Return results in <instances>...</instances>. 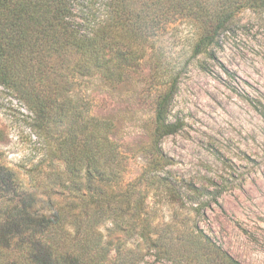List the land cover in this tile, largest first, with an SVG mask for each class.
<instances>
[{"label": "rangeland", "instance_id": "obj_1", "mask_svg": "<svg viewBox=\"0 0 264 264\" xmlns=\"http://www.w3.org/2000/svg\"><path fill=\"white\" fill-rule=\"evenodd\" d=\"M235 1L238 7L216 43L193 56L201 30L189 21L159 19L152 28H137L126 24L125 13L115 19L107 0H77L79 29L111 30L118 59L109 63L107 53L100 55L110 78L77 73L74 55L60 60L57 67L71 86L61 134H41L25 103L0 85V167L17 178L5 196L61 172L54 148L57 139L78 136L75 105L90 141L107 143L108 169L116 170L117 153L121 183L139 188L148 230L166 237L160 251L141 245L140 264H229L227 257L264 264V0ZM198 4L226 10L231 1ZM173 81L169 120L179 129L162 140L164 159L155 167L154 101Z\"/></svg>", "mask_w": 264, "mask_h": 264}, {"label": "trees", "instance_id": "obj_2", "mask_svg": "<svg viewBox=\"0 0 264 264\" xmlns=\"http://www.w3.org/2000/svg\"><path fill=\"white\" fill-rule=\"evenodd\" d=\"M76 1L0 0V85L25 103L45 136L51 130L64 132L70 108L71 86L57 67L62 59L74 55L72 66L77 73L99 72L110 78L101 68L100 55L107 53L109 63L119 55L111 30L82 33L74 20ZM107 1L115 19L125 13L128 26L152 28L159 19L197 25L201 32L193 56L206 53L216 43L238 7L233 5L235 0L226 10L224 5L214 11L198 0ZM137 3V12L131 13ZM175 85L173 81L154 101L151 165L155 167L164 159L162 140L179 129L169 120ZM72 110L78 136L59 138L54 148L61 172L47 174L30 189L6 197L17 178L0 167V264H140L142 246L160 251L165 245V235L148 230L139 188L121 183L120 156L114 154L116 170H109L103 157L107 143L91 142L81 112L75 105Z\"/></svg>", "mask_w": 264, "mask_h": 264}]
</instances>
